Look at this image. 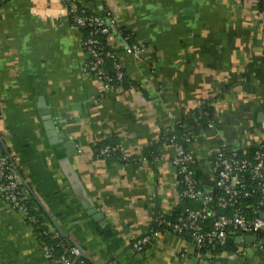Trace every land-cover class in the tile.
Masks as SVG:
<instances>
[{
    "label": "crops",
    "instance_id": "0c3cea01",
    "mask_svg": "<svg viewBox=\"0 0 264 264\" xmlns=\"http://www.w3.org/2000/svg\"><path fill=\"white\" fill-rule=\"evenodd\" d=\"M70 4L111 13L119 30L109 36L110 47L137 86L116 97L100 93L82 68L84 34L65 16L62 0H0V132L37 212L91 264H264L263 248L235 236L241 253L198 250L168 231L144 251L129 245L158 212L181 204L175 149L161 138L173 121L190 138L207 191L215 187L209 159L221 145L244 151L264 142V12L256 0ZM120 30L133 36L138 57L124 52ZM206 99L217 114L214 130L193 117ZM94 142L120 147L128 161L97 157ZM152 148L158 156L139 161ZM0 264H48L32 227L1 198Z\"/></svg>",
    "mask_w": 264,
    "mask_h": 264
},
{
    "label": "built area",
    "instance_id": "2783aa9c",
    "mask_svg": "<svg viewBox=\"0 0 264 264\" xmlns=\"http://www.w3.org/2000/svg\"><path fill=\"white\" fill-rule=\"evenodd\" d=\"M62 4L65 8L62 11H64L71 25L86 30L82 45L87 52V59L84 61L82 68L94 75L99 82L100 93L105 96L116 97L124 95L130 89H134L133 86L128 89L122 86L126 76L124 65L117 57L116 51L111 49L110 43L104 46L101 39L98 38V35L110 36L113 32H118L119 29L116 27L115 19L111 13L107 9L103 11L104 14L87 13L86 10L78 12L73 6L67 7L63 0ZM123 50L133 57H138L140 54V47L137 44H125ZM105 56L116 59L113 61L110 73L106 68ZM206 101L209 102L206 99L198 103V119L210 116L206 121V128L214 130L218 123L217 114L214 112L210 115L205 110L204 104ZM177 125L181 126L180 122L173 121L170 129L175 131ZM167 141L175 149V158L172 165L175 170L174 176L177 179L176 186L181 187L179 194L188 200L200 201L202 206L197 209L187 208L174 222L160 218L156 219L155 223L158 227L162 226L163 228L148 227L140 234L131 236L129 240L130 247L136 251H144L154 237L163 231H168L180 237L187 234L189 236L188 241L200 250L204 246L225 245L230 237L229 232L234 231L255 236L256 246L264 248V185L259 184L257 186L259 191L263 192V196L256 204L247 205L246 213L244 209L233 211L230 214L220 213L212 206L214 197L197 186V180L193 176V165L196 163V158L187 148V144L190 142L189 136L184 133L177 135L173 132L170 137H167ZM6 146L8 145L6 144ZM6 146H3L0 139V198L24 216L47 256L48 264H91L90 259L85 256L79 246L62 245L63 250L55 254V247L58 244H49L42 238L44 234H51V239L62 236V234L49 218H45L40 222L39 216L41 214L32 205L34 194L26 181L23 180L15 158L12 156L13 154L10 155L6 152ZM92 146H97V143L94 142ZM244 151L252 152L253 157L251 159L241 158L237 155L236 150H231L226 144H223L209 159L211 173H217L214 178L215 186L223 190V195L216 200L217 207L227 208L228 205L237 203L239 193L247 187V178L254 182H264V142L250 146ZM116 152L121 154V160L128 161L121 148L112 145L100 147L97 157L106 158ZM139 161L149 160L141 158ZM209 218L212 219L210 224L208 222ZM205 222L209 225L205 226ZM41 224L45 228L44 232L36 230ZM65 240L67 241V239ZM240 251L243 250L239 249L235 253H241Z\"/></svg>",
    "mask_w": 264,
    "mask_h": 264
},
{
    "label": "trees",
    "instance_id": "16d2710c",
    "mask_svg": "<svg viewBox=\"0 0 264 264\" xmlns=\"http://www.w3.org/2000/svg\"><path fill=\"white\" fill-rule=\"evenodd\" d=\"M71 1L72 0H63L64 4L67 7L71 6V4H70ZM256 2H257V10L259 12H264V1L263 0H256ZM77 10H78V12L79 11H83L84 8L79 7V8H77ZM87 13H88V11H87ZM80 30L83 32L84 38H85L86 30L85 29H80ZM120 33H121V36H122L123 39L126 38V40H124L125 44H129V45L137 44L134 41L133 36L129 32H127L125 30H120ZM98 38L101 39L102 44L104 46L108 45L109 40H110V37L108 35H98ZM104 51H106V50H104ZM114 60H116V59L113 58V57H106L105 56L106 68L108 69L109 73L112 70L111 66L113 65V61ZM114 85H116V84H114ZM122 86L125 89H128L131 86L136 87L137 83H135L134 81H131V79H129L127 76H125L124 82L122 83ZM204 108H205V110H207L210 113V115L212 113H214V111H215L214 107L211 106V104L208 101H206V103L204 104ZM198 114H199L198 113V109L196 108L194 113H193V117L196 120H198L206 130H208L206 128V121L210 118V116H207L204 119H198ZM173 132H175L177 135H181L182 133H184L182 131V127L180 125H177L176 128H175V131H172L171 129H169L168 131H165V132L162 133L161 138L163 140L167 141V137H170ZM0 139H1V143L3 144V146H6L7 141H6L5 137L3 136V134L1 132H0ZM105 145H109V144L99 143V144H97V146H94L93 150H94L95 155L98 154V149L100 147H102V146H105ZM6 147H7V148H5L6 152H8L11 155V151L9 149V146H6ZM236 153L241 158H249V159H251L253 157V153L252 152H248V151L239 150V151H236ZM213 155L210 157V159L213 157ZM12 156L14 157V155H12ZM157 156L158 155H157L156 151H154V149L152 148V149H149L147 152H145L140 158H147L149 161H153ZM111 158H115V159L119 160V162H126L124 160H121V154L119 152L114 153L112 156L106 157L107 160H109ZM130 160L138 161L137 159H130ZM18 169H19V167H18ZM19 172H20V174L22 176V173H21L20 169H19ZM193 172H194L193 176L197 180V186L202 188V186L200 184L201 171L198 169L197 163H195L193 165ZM246 174L248 175V172ZM216 175H217L216 172L212 173L213 178H215ZM22 178H23V176H22ZM178 180H179V176H178ZM259 184L264 185V182H261V181H255L254 182V181H252V180L247 178V182H246L247 187H246L245 190H241V192L239 193V195L237 197V203L230 204V205L227 206V208H221V207H217L216 206L217 198L220 197L221 195H223V190L222 189L218 188L217 186H215L210 191H207V190H205L203 188L202 189L205 190L206 192H208L209 194H211L214 197V202H213L212 206L217 211H219L220 213L230 214L233 211H237V210H241V209H244V212L246 213L247 212L246 206L250 205V204H256L263 196V192L259 191V189L257 188V186ZM180 191H181V187L179 186L178 187V199L181 202V204H179L176 207H174L173 211L169 212L168 214L167 213L164 214L162 212H158L156 214V217L154 218L153 222H151L149 227L161 228L162 229L163 228L162 226L158 227L157 223H155L156 219L160 218V219H163V220L174 222L178 218V216H180L182 213H184V211L187 208H189V209H197V208L202 206V203L200 201L195 202V201L188 200L185 197H182L179 194ZM247 194H250V195H247ZM35 204H36L35 197L33 196L32 205L35 207ZM39 217H40V222H42V220L47 218L44 214H41ZM211 221H212V219L209 218V220H208L209 224L211 223ZM209 224L205 222V226H208ZM36 230L38 232H44L45 228L41 224V225H39V227ZM50 235L51 234H47V235L44 234L42 236V238L44 240H46L49 244H54V245L58 244V246L55 247V254L60 253L63 250L62 245L63 246L72 245V244H69L65 240L66 238L64 236H59V237H56L55 239H51ZM184 237L187 240H189V236L187 234H185ZM200 250H202V251H205V250L206 251H212L215 254H221L223 252L235 253L237 251V246H236V243L234 242V239L229 237L227 239V242H226L225 245H217L216 244V245L209 246V247L208 246H204Z\"/></svg>",
    "mask_w": 264,
    "mask_h": 264
},
{
    "label": "water",
    "instance_id": "95a60500",
    "mask_svg": "<svg viewBox=\"0 0 264 264\" xmlns=\"http://www.w3.org/2000/svg\"><path fill=\"white\" fill-rule=\"evenodd\" d=\"M41 112L43 113L44 117L46 118V126H47V129L49 130L48 134L53 136V137H56V132H55L54 126H53V120L51 119L49 110L47 108H42ZM66 146H67L69 151L73 150L71 142H69V144L67 143ZM229 236L231 238H234V236H235L238 241L246 242L249 244H253L256 242L255 236L249 235V234H243L240 232L230 231Z\"/></svg>",
    "mask_w": 264,
    "mask_h": 264
},
{
    "label": "rangeland",
    "instance_id": "374dc122",
    "mask_svg": "<svg viewBox=\"0 0 264 264\" xmlns=\"http://www.w3.org/2000/svg\"><path fill=\"white\" fill-rule=\"evenodd\" d=\"M217 126H218V124H217ZM217 126H216V128H217Z\"/></svg>",
    "mask_w": 264,
    "mask_h": 264
}]
</instances>
